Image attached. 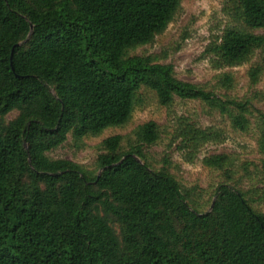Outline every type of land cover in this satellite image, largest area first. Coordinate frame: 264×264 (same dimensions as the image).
Here are the masks:
<instances>
[{
  "label": "trees",
  "instance_id": "1",
  "mask_svg": "<svg viewBox=\"0 0 264 264\" xmlns=\"http://www.w3.org/2000/svg\"><path fill=\"white\" fill-rule=\"evenodd\" d=\"M180 5L0 0V264H264V212L253 207L264 203V185L242 188L264 174V112L255 98L228 94V73L199 85L156 55L132 54L165 31ZM223 12L232 22L207 47L210 62L235 67L258 52L247 71L257 84L264 0H225ZM146 93L166 107L199 100L239 132L254 117L260 159L236 167L228 153L203 157L223 179L201 210L199 194L182 186L169 160L156 166L146 153L161 135L154 120L138 124L126 148L120 134L102 139L94 170L49 156L68 137L80 148L84 138L126 125ZM186 120L178 119L169 145L179 140L192 161L222 133Z\"/></svg>",
  "mask_w": 264,
  "mask_h": 264
},
{
  "label": "rangeland",
  "instance_id": "2",
  "mask_svg": "<svg viewBox=\"0 0 264 264\" xmlns=\"http://www.w3.org/2000/svg\"><path fill=\"white\" fill-rule=\"evenodd\" d=\"M225 0H181L180 9L163 33L157 35L150 45L137 48L132 54H153L162 63L172 64L177 78L195 84L212 85L223 73L232 77V87L227 90L232 97L243 100L254 99V107L264 112V73L257 84L252 85L247 71L251 63L258 59L255 52L246 63L225 68H215L206 53L209 44L222 32L231 18L223 12ZM223 92V90H220ZM12 113L9 117H13ZM179 118H188L200 128L214 127L222 135L220 140L201 144L192 161L185 160V151L177 149L179 140L171 145V138L178 127ZM147 120H154L161 130L160 139L153 145L144 147L148 156L155 160L156 166L163 164V158L170 162L169 171L178 179L184 188H195L199 194L201 210H206L210 194L223 177L220 171L202 164V158L215 153H228L235 160V166L242 163H254L260 159L258 152V132L255 119L245 132L233 129L229 121L199 100H180L166 107L159 105L152 93L143 95V105L136 108L130 121L122 127L108 128L99 136L86 137L78 148L71 137L58 148L49 152L52 158H66L94 170L99 143L102 139L120 134L124 136L122 146L133 143L132 130ZM149 157V158H150ZM252 169L253 165H248ZM235 167V168H236ZM264 174L256 172L245 180L242 188H260L264 183ZM253 207L264 212V203L256 201Z\"/></svg>",
  "mask_w": 264,
  "mask_h": 264
}]
</instances>
